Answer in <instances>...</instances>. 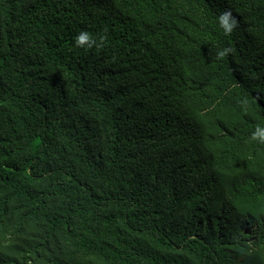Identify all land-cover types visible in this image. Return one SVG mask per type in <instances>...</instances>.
I'll use <instances>...</instances> for the list:
<instances>
[{
    "label": "trees",
    "instance_id": "1",
    "mask_svg": "<svg viewBox=\"0 0 264 264\" xmlns=\"http://www.w3.org/2000/svg\"><path fill=\"white\" fill-rule=\"evenodd\" d=\"M257 125L264 0H0V264H264Z\"/></svg>",
    "mask_w": 264,
    "mask_h": 264
},
{
    "label": "clouds",
    "instance_id": "2",
    "mask_svg": "<svg viewBox=\"0 0 264 264\" xmlns=\"http://www.w3.org/2000/svg\"><path fill=\"white\" fill-rule=\"evenodd\" d=\"M217 20L220 28L223 30L225 35H231L233 31L239 26V21L235 16H233L230 10H225L221 12ZM106 42V35H101L96 38L90 32L87 31H81L75 37L74 41L76 47L84 49H100L105 46ZM232 51L233 49L230 47L220 49L216 53V58L222 60L226 58ZM243 103L246 110L248 106V101L245 99ZM250 141H254L259 144H264V127L257 125L250 136Z\"/></svg>",
    "mask_w": 264,
    "mask_h": 264
}]
</instances>
